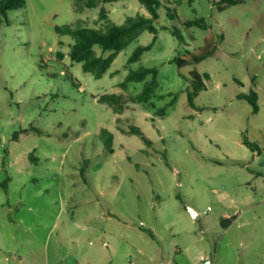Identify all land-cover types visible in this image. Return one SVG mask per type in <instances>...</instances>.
<instances>
[{"label": "rangeland", "instance_id": "1", "mask_svg": "<svg viewBox=\"0 0 264 264\" xmlns=\"http://www.w3.org/2000/svg\"><path fill=\"white\" fill-rule=\"evenodd\" d=\"M234 1L159 0L158 33L143 31L101 78L72 62L56 27L104 28L102 9L123 25L148 15L139 0L0 11V264H264V0ZM197 19L207 29L184 25ZM140 67L159 71L148 103L118 114L99 102L139 94L143 83L120 86ZM194 71L210 80L192 107ZM253 90L257 111L242 98Z\"/></svg>", "mask_w": 264, "mask_h": 264}, {"label": "trees", "instance_id": "2", "mask_svg": "<svg viewBox=\"0 0 264 264\" xmlns=\"http://www.w3.org/2000/svg\"><path fill=\"white\" fill-rule=\"evenodd\" d=\"M77 12H82L84 9H94L102 4L116 2L118 0H72ZM140 3L147 9L148 15H138L136 17H130L123 25H117L110 21L104 9L100 14V21L105 22L104 28H90V27H73L64 26L56 27V32L62 36H70L73 39V44L70 45L69 56L72 62L81 63L84 72L91 73L95 78H101L110 69L114 57L123 51L132 41L136 40L143 31H149L152 34H157L158 29L155 25L159 19L158 11L161 7L159 0H139ZM193 0H190L192 2ZM225 1V0H224ZM232 3L237 1L231 0ZM26 6V0H0V11L6 16L7 12L22 9ZM168 16L171 19H175L177 16L176 9L167 8ZM184 25L188 28L199 27L201 29H207V24L202 19L186 21ZM156 39V37H155ZM96 48H99L102 52H110L109 57L98 55ZM152 45L139 46L135 49L132 55L128 59V64L138 62L142 55L149 51ZM213 55V51L201 54L195 57L193 61L198 63L207 59ZM62 57V53H59ZM172 62H176L180 68L188 65L189 62L184 59H174ZM159 71L157 68L140 67L138 70H131L126 77L125 81L121 83L122 88H126L131 82L143 83V89L139 94L125 96L123 94H103L99 97V102L107 104L113 108L115 113H122L124 105L133 103H148L157 87L159 86ZM190 82V88L188 89L189 103L192 107H195V97L203 90L207 88L206 82L210 80L208 74H200L196 71L192 72L189 77L183 76ZM248 99L254 109L257 111L258 105V93L252 91L250 96L242 97ZM167 107L158 109L157 115H164ZM129 134H134L142 137L146 142L150 143L147 137L137 126L132 125ZM104 138L105 146L111 152H113V134L107 130L102 129L100 132ZM246 145L253 147L247 140L244 141ZM10 179L7 178L0 187L7 189ZM235 217H231L224 221L227 226Z\"/></svg>", "mask_w": 264, "mask_h": 264}]
</instances>
